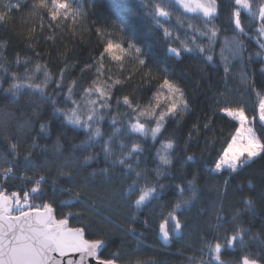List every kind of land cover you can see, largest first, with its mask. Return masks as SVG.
<instances>
[{"label":"snow or ice","instance_id":"obj_1","mask_svg":"<svg viewBox=\"0 0 264 264\" xmlns=\"http://www.w3.org/2000/svg\"><path fill=\"white\" fill-rule=\"evenodd\" d=\"M222 2L228 8V23H234L235 34L230 41L233 59L241 56L244 50L240 34L248 35L242 20V10H247L249 29L254 30L257 43L264 49V40L260 39L264 37V0ZM96 4L97 0H0V32L4 33V37L0 38V56H3L9 46V33L13 31L9 25L14 23L11 16L13 12L22 13L21 21L26 24L25 31L29 35H19L27 41V47L33 48L35 55H40L35 52L33 43L34 40L39 43L36 40L37 29L45 44L51 41L54 46L59 45L56 56L63 67L55 74V78L47 64L36 62L31 65L30 57L21 60L17 54L14 62L24 67V73H9L11 82L5 90L11 94L13 103H17L25 93L30 97H37L32 101L34 110L40 108L43 102L50 103L53 118L60 119L73 130L83 131L85 139L72 145L73 149H81L83 152H73L64 157L63 163L57 166V175L67 178L70 185L78 183L74 179L73 165L83 169L90 167L93 161L99 159L100 152L87 153V149L97 144L100 145L103 159L110 162L108 167L88 174L103 177V181L95 185L99 191L91 195L83 188H52L53 195L59 191L61 195L69 197L60 202L64 207H75L73 201L83 205L82 212L62 213L58 219L53 201L47 199L48 176L44 174L47 162L35 163L31 158L33 153L28 149L25 150L23 159H18L21 154L19 141L12 142L10 137L5 136L6 151L12 159L0 153V159L3 160L0 164V264H120L121 261L123 264H157L154 257L143 255V233L137 235V229L133 226L137 218L146 211H155L156 204H159V211L155 215L158 222L157 241L166 246L173 240L185 238L189 223L183 218L184 214L191 211L198 201L196 176L186 183L171 186L164 181L174 179L171 169L181 143L177 130L184 127L185 118L192 112L190 99L168 67L151 63L144 48L127 36L126 22L121 17L112 21L111 29L107 24L97 25L89 10L94 9ZM142 6L162 29L167 41L166 51L172 57L179 58L184 52L206 53L205 46L196 41L197 37L207 36L208 50L204 59L207 62L213 61L210 49L219 31L214 22L219 18L217 0H143ZM173 16L176 24L184 30L183 38L179 34L174 35V28L165 26L164 21H171ZM25 17L32 23H27ZM257 19L259 27L254 23ZM113 32L120 39H116ZM85 36H95L97 43L93 45L94 54H90L89 59L80 61L78 57L84 47ZM68 42L72 43V47H68ZM221 54L223 56V48ZM256 55L262 56L264 52H257ZM126 59L133 62L131 69H126ZM76 68H79L80 78L70 79L65 84L66 73ZM0 69L8 73L3 64H0ZM230 70L225 58V80ZM37 73L43 77L39 82ZM241 81L248 82V77L243 72ZM50 84L55 85L53 93L48 92ZM129 88L130 93L115 96L113 105L114 94ZM62 89H66L63 95ZM249 90H255L259 124L264 128V86L257 90L253 80ZM229 91L225 85L224 91L217 93L214 107L209 108L202 125L203 130H210L218 115L220 118H231L239 125L235 127L234 134H229L222 141L216 158L212 161L214 167L206 169L209 173H239L255 159L264 158V139L250 126L255 121V116L249 120L243 106H232L227 98ZM255 107L254 104V109ZM121 108L124 109L123 112L119 111ZM106 113L110 117L108 133L101 129ZM34 114L37 113L34 111ZM49 123L50 121L40 123L41 134L48 132ZM24 127L25 125H20V130L23 131ZM200 135L201 124L199 121L192 123L182 141L185 157L180 161L181 166L195 161L194 155L186 153L192 141ZM60 139L57 137L54 145L58 157L63 153ZM149 141L151 143L146 148ZM216 143V139L206 140L205 147L214 148ZM37 146L33 141L31 148ZM152 149L155 166L141 167V158L147 156ZM17 167H22L25 174L17 176L14 171ZM116 168L120 169L119 174L110 173V169ZM29 170L32 172L31 176L27 175ZM47 170L48 173L52 171L51 168ZM13 179H21L24 183L19 190L9 191L8 181ZM56 184L57 180L53 179L52 185ZM227 184L228 181L225 180V188ZM248 185L254 192L251 180ZM169 187L175 189L173 199L159 203L164 200L165 190ZM36 200L40 203H34ZM222 213L221 206L216 214V223L208 225L211 236L208 231L200 236L201 256L189 257L190 264H264V239H261L264 237V230L254 232L250 226L246 227L239 222L242 215H248L260 219L264 224V190H261L258 198L253 195L244 196L241 206L232 213L230 224L229 218ZM69 217L78 219L80 225L70 226ZM124 221L131 223L125 226ZM142 224L145 230L151 227L147 216ZM110 228L132 237L136 240V247L123 256L118 250L111 253L110 257L102 258ZM251 241H258L260 251H249ZM205 255L207 259L204 258Z\"/></svg>","mask_w":264,"mask_h":264},{"label":"trees","instance_id":"obj_2","mask_svg":"<svg viewBox=\"0 0 264 264\" xmlns=\"http://www.w3.org/2000/svg\"><path fill=\"white\" fill-rule=\"evenodd\" d=\"M7 2V0H5ZM234 2V0H233ZM143 0H97L96 7L89 9L92 13V19H95L97 25H109L111 29L112 21L117 17H121L126 22L125 31L128 37H131L136 43L144 48L145 53L149 56L151 63L157 64L161 67H168L169 71L174 74L175 78L180 82L181 86L185 89L188 95L192 112L185 120L184 127L177 130V135L180 143V151L176 153V162L171 169V174L174 177L171 181H164L166 185H174L180 183H186L191 180L193 176H196V185L198 191V201L194 204L191 211L184 214V219L188 221L189 227L185 230V238L183 240H173L168 247L163 246L162 243L157 241L155 219L156 212L159 211V204L154 205L155 211H146L144 215L137 218L133 225L137 229V235L143 233L141 239L145 245L143 250L144 256H152L157 261V264H190L189 257H200L201 248L200 236L205 232H209L211 236V230L208 229V225H214L216 223V214L223 207L222 215L229 218V224L231 223V216L234 210L241 206L242 198L246 195H253L259 197L261 190H264V158H257L254 162L244 168L239 173L229 174L224 172L222 174L209 173L206 169L214 167L212 161L216 158V153L221 147V143L224 139H227L229 134L235 133V127H238V122L232 121L231 118H220L219 115L213 122L210 130H203L202 125L204 123V117L209 113V108L214 107V97L218 92H223L225 85L230 90L228 99L232 106L237 104L243 106L246 111V115L249 120L255 116L253 127L258 136L264 139V128L259 124L258 119V101L255 95V90H249V85L254 80L256 88L261 89L264 86V55L257 56V52H264L261 49L259 43H257V37L254 30L249 29V16L247 10H242V20L244 22L245 31L248 35L240 34V38L244 41V50L241 56H237L233 59L230 48L232 47L230 41L235 34L234 23H228V8L222 2L217 0L219 18L214 22L218 26L219 31L214 42L211 45V54L213 55V61L207 62L204 56L208 50V37H197V43L203 44L206 48V53L202 54L199 51L184 52L181 57L174 58L170 53L166 51L167 41L163 37L162 29H160L154 21L147 15V9L143 6ZM182 11V10H181ZM22 13L13 12L11 14L14 19V23L10 24V28L13 30L9 33L10 42L3 56H0V64L8 69V73H5L0 69V153L8 155L9 159H12L11 155L7 153V141L4 137L8 136L12 139V142L19 141L20 156L18 159L22 160L25 154V150H31L33 156L31 157L37 164H45L47 162V168L45 173L48 176V191L49 195L47 199L53 201V205L56 209L57 218L60 215L67 214L69 211L73 213L82 212L83 205L81 202L73 201L76 205L73 208L64 207L60 202L67 200V195H61L59 191L52 194V188H67L69 186L74 188H83L89 195L99 191L95 186L103 181V177H92L88 174L93 170L108 167L110 162H106L103 159V154L100 150V145L87 149V153L100 152L98 160L93 161L92 165L86 169L79 168L73 165L74 179L78 182L74 185H70L69 181L65 177H59L57 175V166L63 163L64 157L69 156L75 152L80 154L83 152L81 149H73V144H79L81 140L85 139V135L82 130H73L71 126H65L60 119L52 117V105L47 102H43L38 109L33 108L32 101L38 99L37 97H30L27 93L21 95L17 103L12 102L10 93L5 90L9 87L10 79L9 73L16 71L21 75L24 73V67L18 66L14 61L19 54L21 60L25 57L31 58V65L36 62L41 64H47L51 73H58L59 69L63 67V64L57 59L56 51L58 44L54 46L51 41L45 44L43 36L37 29L36 40L39 41L35 45V52H39L40 55H35L33 48L27 47V41L23 39L29 35L25 31L26 24L21 21ZM27 20V17H25ZM119 22V21H118ZM27 23H32L31 20H27ZM38 23V22H37ZM165 26L174 28V35L179 34L183 38V29L176 24L175 16L171 21H164ZM255 26L259 27V20L255 22ZM23 33V37L19 34ZM113 36L116 39H120V36L113 32ZM4 37V33L0 32V38ZM226 38L228 43H226ZM264 40V37L260 38ZM97 43V38L92 36L91 38L85 36V42L83 49L80 50L81 54L78 57L80 61L89 59L90 54H94L93 45ZM175 46V45H173ZM191 46V44H190ZM68 47H72V43L68 42ZM223 48V56L221 50ZM46 53H50L47 54ZM242 57V58H241ZM249 57L251 58L249 60ZM225 58L230 66V73L227 80H225L224 64ZM107 65V60L105 61ZM30 65V66H31ZM126 69L133 67V62L126 59ZM241 72L248 77L247 83H242ZM39 79H42L40 73L36 74ZM79 79V68L72 70L65 75V84L70 79ZM137 83L139 80L137 78ZM55 89L54 84H50L48 88L49 93H53ZM66 89L61 90V95ZM131 89L122 90V92H116L112 101L115 105V96L121 94L130 93ZM59 100L60 98L57 97ZM254 104L256 105L254 109ZM35 113L37 114H34ZM123 112L124 109L119 110ZM114 114V113H113ZM50 121L49 130L46 134L40 133V123ZM201 124V135L195 138L189 145L187 155H194L195 161H189L181 166L180 161H183L185 152L183 150L182 141L187 136V131L191 127L192 123L198 122ZM28 122V123H26ZM20 125H25L23 131L20 130ZM101 129L103 132L108 133L110 131V117L106 113L104 121L101 122ZM171 131V128L169 129ZM57 137H60V143L63 145V153L61 156H57L54 150V145L57 142ZM106 138V136H105ZM209 139H216L217 143L214 148H206L205 141ZM38 145L36 148H31L32 142ZM127 142V140H125ZM149 141L145 147H148ZM158 146V145H157ZM42 149H47L42 151ZM154 155V149L151 152L141 158V167L147 166L153 168L155 162L152 159ZM80 155V160H82ZM3 160L0 159V164ZM48 168H51V173H48ZM17 176L25 174L22 167H17L15 170ZM110 173L119 174L120 169H110ZM27 175L31 176L32 172L29 170ZM56 179L57 184L52 185V180ZM227 180V188H225L224 181ZM252 181V186L255 191H251L248 181ZM87 181V183H83ZM21 179H13L8 181L9 191L19 190V187L23 186ZM15 185V187H13ZM174 188H166L165 198L159 203H165L169 199H173L172 193ZM34 203L39 204L40 201L36 200ZM147 216L150 221L151 227L147 230L144 229L142 221ZM93 219L92 217H89ZM115 219V217H113ZM240 223H243L246 227H251L254 232L264 230V224L260 219H254L248 215H242L240 217ZM80 221L76 218L69 217V225L76 227L80 225ZM125 226L131 223V221H124ZM227 227V225H226ZM223 229H221V233ZM108 244L102 251V258L110 257L111 253L120 251L123 256L126 252L136 247V240L130 236H126L123 231H119L114 228L108 229ZM251 235V233L249 234ZM264 239V237H261ZM249 251H260L258 241H251L249 243ZM207 259V256H204ZM123 264V261L120 262Z\"/></svg>","mask_w":264,"mask_h":264},{"label":"rangeland","instance_id":"obj_3","mask_svg":"<svg viewBox=\"0 0 264 264\" xmlns=\"http://www.w3.org/2000/svg\"><path fill=\"white\" fill-rule=\"evenodd\" d=\"M258 119H259V112H258ZM254 122V121H253ZM250 126H252L253 127V123H252V125H250ZM254 128V127H253ZM255 131V130H254Z\"/></svg>","mask_w":264,"mask_h":264},{"label":"water","instance_id":"obj_4","mask_svg":"<svg viewBox=\"0 0 264 264\" xmlns=\"http://www.w3.org/2000/svg\"><path fill=\"white\" fill-rule=\"evenodd\" d=\"M169 245H170V243L168 245H166V246L165 245H163V246L168 247ZM93 264H95V262H93Z\"/></svg>","mask_w":264,"mask_h":264}]
</instances>
